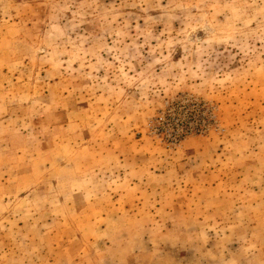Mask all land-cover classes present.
Wrapping results in <instances>:
<instances>
[{
    "label": "rangeland",
    "instance_id": "rangeland-1",
    "mask_svg": "<svg viewBox=\"0 0 264 264\" xmlns=\"http://www.w3.org/2000/svg\"><path fill=\"white\" fill-rule=\"evenodd\" d=\"M0 264H264V0H0Z\"/></svg>",
    "mask_w": 264,
    "mask_h": 264
}]
</instances>
